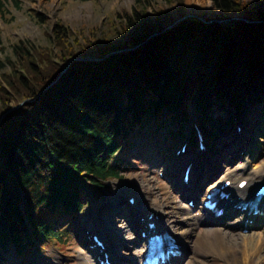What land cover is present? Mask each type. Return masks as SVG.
I'll list each match as a JSON object with an SVG mask.
<instances>
[{
    "label": "trees",
    "instance_id": "trees-1",
    "mask_svg": "<svg viewBox=\"0 0 264 264\" xmlns=\"http://www.w3.org/2000/svg\"><path fill=\"white\" fill-rule=\"evenodd\" d=\"M165 1L183 11L182 0ZM207 1L237 21L186 18L167 30L172 13L137 0L100 37L58 21L55 50L10 46L0 59V246L59 240L61 218L81 211L78 193L127 172L116 137L153 117L184 123L189 93L211 126L214 106L224 110L227 100L238 116L264 103V0Z\"/></svg>",
    "mask_w": 264,
    "mask_h": 264
},
{
    "label": "rangeland",
    "instance_id": "rangeland-1",
    "mask_svg": "<svg viewBox=\"0 0 264 264\" xmlns=\"http://www.w3.org/2000/svg\"><path fill=\"white\" fill-rule=\"evenodd\" d=\"M136 1L137 0H0V4H2V7H0V47L5 48V52L0 53V59L2 60L5 55L9 54L10 46L18 41H29L39 48H45V50L52 48V50H55L53 47L52 31L58 21L62 22L74 33H77L83 28L85 32H83L84 36L87 37L86 39H91L93 34L94 36L100 37L108 32L107 24L109 23V18H111L115 12H130L136 4ZM148 1L152 9L161 13L166 11L171 12L172 21L184 18L187 15H195L202 19L205 16L207 20L216 19L220 21L221 19H226L229 21L227 24H232L233 22L230 14L212 8L211 3L207 0H182V12H180L177 2L168 4L165 0ZM181 13L185 16L182 17ZM36 14L44 17V24H39L36 21L34 17ZM95 27L98 29L97 33L94 30ZM81 39L82 37L80 40ZM187 111L190 113L191 118L193 117V113L200 117L192 102L187 104ZM213 117L219 119L222 123L220 127L222 131L216 133L218 137L214 141V147L210 148V167L212 166L211 168L216 171V168L224 159H231L230 163L233 165L244 163L248 167V170H254L256 165L260 164L258 162L264 160V103L258 102L255 107H249L247 116H244L243 119H239L238 123L241 125V129H244L242 136L236 135L238 132L235 130V126L237 127L238 124H236V122L233 124L231 121L232 114L229 100H227L226 108L224 110L217 108ZM188 126L189 127L186 126L181 133H176V136L173 134L168 142L161 145V147L156 143V139L154 137L151 138L152 135L147 132L146 136L148 138L146 139L155 144L156 148L154 152L159 154L158 156L155 155L156 158L153 157V149H145L144 151L142 150L143 148L140 149L137 147V150L134 152L136 154L130 155V158L135 160L133 162L136 164L129 169L128 173L122 175L121 180H115L109 183L108 186L105 185L106 187H101L103 189L102 191L86 185L85 193H78L83 205V212L78 218L77 215H74L75 217H73V219L72 216L68 217V219L64 220L63 225L57 228V232L65 228V232L64 230L62 231L60 244L43 243L45 245L40 244L27 247L24 251L20 252L22 254L21 257H19L18 252H15L13 248H8L5 252L4 264H16L23 259L26 261V264H59L58 262H60V264H79L78 255L79 252L83 250V232L85 228L90 229V224L97 213H101L103 209L106 210L105 216L108 223H113V221L121 219L117 214L119 210L117 211L116 208L119 204L126 203L127 196H136V190H139L138 186L142 178L151 179L150 185H153L155 188L169 186V180L165 176L167 166L173 161V156L178 146L184 142L188 136L191 137V134L195 132V129H192V131L190 125ZM239 134H241V131ZM224 135L236 138V142L223 153L228 146V144L222 142V139L225 137ZM189 139V150H193L195 147L193 145V140L192 138ZM117 140L120 146L126 143L123 137H118ZM246 147H249V150L247 149L248 152H241V148L245 149ZM239 152L240 157H238ZM158 161H160V165L155 166ZM178 176H180V173H178ZM93 190L98 192L95 193ZM172 196H175L177 199L180 198L178 193L177 195L172 194ZM166 210H169V208ZM196 212L197 211L194 209L190 211L191 215L197 214ZM228 219L230 221L233 220L232 218ZM65 221L68 222L66 223ZM113 226H117V222L113 224ZM263 227L264 225L256 229L254 228L253 230L256 231L255 233H261ZM203 230L204 227L197 228L194 233L201 234ZM126 231V235L123 236L124 240L120 239V241H124L127 245H131L133 232L129 227H126ZM140 246L141 244L139 243L134 246L131 245L132 248L129 249V252H135V249H139ZM39 248L40 251L38 250ZM119 253L121 254V250L118 251V258ZM189 255L190 254H184L179 264H186L185 262H187ZM200 259L208 260L209 258L203 257ZM31 260H33V262H31ZM91 260L93 264H95V256H91ZM219 264L223 263L220 262Z\"/></svg>",
    "mask_w": 264,
    "mask_h": 264
},
{
    "label": "bare ground",
    "instance_id": "bare-ground-1",
    "mask_svg": "<svg viewBox=\"0 0 264 264\" xmlns=\"http://www.w3.org/2000/svg\"><path fill=\"white\" fill-rule=\"evenodd\" d=\"M197 124V116L193 113L190 129L198 127ZM243 132L244 129H241V136ZM155 139L159 142L157 138ZM235 139L229 135L222 139L223 143L228 144L223 153L229 149L228 147L233 146L236 142ZM155 148L156 146L152 141L147 139L144 141V150L153 149L154 152ZM248 148H241V152L247 153ZM197 154L193 149L173 158L165 172L166 178L169 179V186L155 188L150 185L151 179L142 178L141 182H139V190H136L137 194L133 196L135 198L134 204L132 206L129 204L118 205L119 212L117 214L121 218L118 221L115 220L113 223H108L105 216L106 210L104 209L101 210V213H97L90 224V229L85 228L83 232L84 242L82 245L83 250L78 255L79 264H93L89 254L99 252V249L88 250L87 246L90 245V242L88 241L89 236L85 235L87 229L92 231L91 236H97L103 242L104 252L110 255V260L113 263L136 264L145 254L144 245L132 253L129 252V249L132 248L131 245L134 246L140 242V236H132L131 245H127L124 241L121 242L120 239L122 240L123 236L126 235V227L128 225L133 229H142L141 232L147 234L148 222L155 224L157 234L163 235L165 233L175 238L179 244L181 254H183L182 256L190 254L187 262H185L186 264H219L220 262L223 264H264V227L261 229V233H255L256 231L252 230L264 225V198L256 203V209L259 214L254 215L247 208L244 213H239L231 221L228 218H231L234 212L231 211L228 202V204L222 202L217 205L219 209H223V216L221 217H216L210 212L203 211L196 218L191 215V207L188 206L189 200H198L199 191L202 190V186L207 180L210 183L206 185L203 194L204 198L201 201H204L205 196L211 192L209 190L219 188L223 181H231L228 189L231 194L229 199L231 207L239 205L235 203L238 197H242L241 203H247L255 187L260 183H264V160L258 162L260 164L256 165L254 170H248L244 163L233 165L230 163L231 159H224L215 171V169L209 168L208 164L202 168L195 160L197 158L195 155ZM155 155L158 156L159 154L154 152L153 157L156 158ZM238 157H240V152ZM183 164H186V167L191 164L190 180L187 185L180 182L178 177V172H181L180 169L182 170ZM159 165L160 161L155 164V166ZM214 171L221 172V174L213 180ZM241 181H247V185L242 190L237 187ZM172 189L182 191L179 199L172 196ZM81 193L83 194L85 191H80L79 194ZM253 201L254 199L252 198L251 202ZM167 208L169 210H166ZM198 211L200 212L201 209ZM151 215L154 218L149 221ZM142 218L144 219L143 221L141 220ZM246 221H252V223H246ZM116 222L117 226H113ZM201 227H204L203 233L195 234V230ZM249 229V233H243V230ZM120 250L121 254L119 253L118 258L117 252ZM203 257H208L209 259L200 260ZM181 259V257L173 259L170 264H179ZM58 263L60 264V262ZM16 264H26V261L23 259Z\"/></svg>",
    "mask_w": 264,
    "mask_h": 264
},
{
    "label": "water",
    "instance_id": "water-1",
    "mask_svg": "<svg viewBox=\"0 0 264 264\" xmlns=\"http://www.w3.org/2000/svg\"><path fill=\"white\" fill-rule=\"evenodd\" d=\"M197 18V19H199L200 21H204L201 17H197V16H195V15H187V16H185L184 18H180V19H178V20H175L167 29H171V28H173V27H175L180 21H182L183 19H185V18ZM237 19L236 18H234L233 19V22L234 21H236ZM206 22V21H205ZM229 21H227V20H221V21H218V23L220 24V25H226L227 23H228ZM206 23H208V24H210L211 23V21H207ZM97 61V59L96 58H88V59H83V61ZM66 68L67 67H65V69H63V71H62V73L61 74H63L64 72H65V70H66ZM20 107V105H18L17 107H15V108H13V109H17V108H19ZM5 115H7V113L6 114H4L1 118H0V121L5 117Z\"/></svg>",
    "mask_w": 264,
    "mask_h": 264
}]
</instances>
